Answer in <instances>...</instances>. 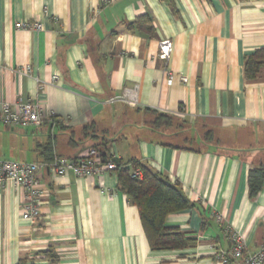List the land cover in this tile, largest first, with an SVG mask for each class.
<instances>
[{"label":"crops","instance_id":"obj_1","mask_svg":"<svg viewBox=\"0 0 264 264\" xmlns=\"http://www.w3.org/2000/svg\"><path fill=\"white\" fill-rule=\"evenodd\" d=\"M142 16L151 34L127 31ZM22 22L42 30L14 28ZM164 40L172 50L161 60ZM263 47L264 0H0V102L34 103L42 120L37 128L0 125V160L45 162L49 144L53 157H84L93 141L81 128L113 129L120 107L184 118L236 142L244 133L248 148L173 149L118 126L107 154L136 159L178 184L195 206L165 224L195 247L151 252L114 172L77 178L45 171L34 221L22 218L23 191L0 185V264H216L231 234L256 252L264 244V185L249 199L247 174L264 168V71L246 80L243 65ZM131 90L137 107L109 101Z\"/></svg>","mask_w":264,"mask_h":264},{"label":"trees","instance_id":"obj_2","mask_svg":"<svg viewBox=\"0 0 264 264\" xmlns=\"http://www.w3.org/2000/svg\"><path fill=\"white\" fill-rule=\"evenodd\" d=\"M129 32H143L151 34L152 27L150 19L142 16L132 23L126 24ZM264 71V47L256 50L253 54L244 59L243 75L246 80L254 79ZM144 113L151 116L148 122L150 133L171 131L182 133L185 126L189 127L186 120H179V117L144 110ZM81 135L93 141L91 149H94L103 162H113L116 174V186L125 198L136 208L143 234L151 252H184L195 247L196 241L187 237L177 228L168 227L165 224L167 216L177 214L192 209L195 205L191 203L178 184H171L170 181L161 174L154 171L148 165L142 164L136 159L124 162L109 156V141L98 139L95 124L85 125L80 130ZM211 131H207L202 139L204 142L210 141ZM176 137V136H175ZM179 139V138H177ZM157 141V140H156ZM191 139H181V145H173L157 141L160 145L173 149L200 150L193 149L186 144ZM207 143V142H206ZM51 145L42 148V155L46 162L53 159ZM202 150V149H201ZM75 160V159H73ZM133 171L141 172V178H132ZM264 185V168L252 166L247 174V189L249 199H255ZM54 262V261H53ZM16 264H26V260L20 259Z\"/></svg>","mask_w":264,"mask_h":264},{"label":"built area","instance_id":"obj_3","mask_svg":"<svg viewBox=\"0 0 264 264\" xmlns=\"http://www.w3.org/2000/svg\"><path fill=\"white\" fill-rule=\"evenodd\" d=\"M107 3V1H105ZM17 30H29L39 32L42 25L39 22L16 23ZM170 41L164 40L159 43L158 58L166 60L171 53ZM26 68V74L29 73ZM182 83L186 82L182 78ZM111 103L117 102L131 108L137 107L136 92L125 91L121 95L111 98ZM40 108L31 102L18 101L14 105L0 102V125L7 128H37L41 125ZM115 169L113 162H103L99 154L90 149L84 157L69 160L54 156L50 162L24 163L0 160V185L10 183L23 191L22 218L34 221L40 217L41 198L45 193L41 183L42 173L51 171L57 176L71 173L77 178L101 177L106 172ZM132 178H141V172L133 171ZM218 222L221 217L215 218ZM231 246L228 251H219L215 254L216 264H229L230 261H238V264H262L264 262V244L253 253L245 252L244 243L236 234L230 236Z\"/></svg>","mask_w":264,"mask_h":264},{"label":"rangeland","instance_id":"obj_4","mask_svg":"<svg viewBox=\"0 0 264 264\" xmlns=\"http://www.w3.org/2000/svg\"><path fill=\"white\" fill-rule=\"evenodd\" d=\"M119 119L115 124L113 129L104 130L101 126H95L96 133L98 134V139L103 138L110 140V138L116 137V129L125 128L126 133H131L139 137H150L154 140L162 141L163 143H170L173 145H181V139H191L190 143L186 146H190L193 149H213L219 152H243L248 150L246 145V140L244 139V133L240 134L239 142H236L234 139H231L225 132H216L213 130H208L203 124H190L189 127L185 126L181 131L182 133L175 132L173 129L171 131L157 132L155 134L150 133L151 129L148 127V122L151 121L152 117L145 114L144 110L135 111L134 109H129L126 107H120L117 110ZM183 118H179L181 120ZM184 120V119H183ZM116 128V129H115ZM207 131H211L210 141L204 142L202 139ZM176 136V137H175ZM179 138V139H177Z\"/></svg>","mask_w":264,"mask_h":264}]
</instances>
